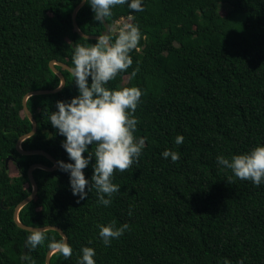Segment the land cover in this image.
Returning <instances> with one entry per match:
<instances>
[{
    "label": "trees",
    "instance_id": "obj_1",
    "mask_svg": "<svg viewBox=\"0 0 264 264\" xmlns=\"http://www.w3.org/2000/svg\"><path fill=\"white\" fill-rule=\"evenodd\" d=\"M79 2L0 0V264H45L48 241L27 249L30 259L21 260L30 232L17 225L13 213L32 191L29 166L53 164L42 154H21L16 142L32 128L24 95L60 83L49 61L72 67L74 45L96 42L73 27ZM142 2L143 11L117 6L107 20L112 27L132 15L142 34L130 53L133 64L106 85L143 92L134 113L139 120L134 136L145 139L138 162L114 173L112 182L120 191L107 207L97 203L95 189L78 201L68 173L58 166L36 167L37 193L18 218L30 226L57 225L67 235L72 256L52 254L51 264H77L84 246L95 250L96 264H224L225 259L264 264V184L237 179L216 161L218 155L230 159L264 145V0ZM76 21L84 33L99 35L104 29L87 3ZM137 66L139 72L129 80ZM55 67L68 83L55 93L27 98L37 130L21 147L71 162L62 147L65 138L48 117L57 100L68 101L78 90L69 70ZM177 135L184 137L180 145ZM165 149L178 152L179 160L163 158ZM94 162L83 170L89 180ZM113 220L130 230L106 246L97 226ZM46 235L49 241L60 239L54 229Z\"/></svg>",
    "mask_w": 264,
    "mask_h": 264
},
{
    "label": "clouds",
    "instance_id": "obj_2",
    "mask_svg": "<svg viewBox=\"0 0 264 264\" xmlns=\"http://www.w3.org/2000/svg\"><path fill=\"white\" fill-rule=\"evenodd\" d=\"M84 2L90 5L93 19L100 24H104L113 16V8L117 6L127 5L133 12L144 10L142 0ZM133 20L132 15L116 20L114 25L118 30L115 38L109 27L96 37V42L91 46L74 45L71 57L73 66L69 72L78 95L68 101L57 100L56 111L50 112L48 117L51 126L65 138L62 147L71 162L58 160L57 166L61 171L68 173L72 194L78 197V201L86 200L89 192L95 189L97 203L105 207L110 206L114 194L120 191V185L112 182L114 173H123L130 169L138 162L145 147V139H137L134 136L139 123L134 113L140 104L142 90L135 86L119 89L106 87L119 73L127 71L133 64L130 53L138 48L142 36L139 26L133 23ZM118 21L123 22L121 26L116 23ZM139 70L138 66L134 68L129 80L135 77ZM67 83L62 80L57 87H64ZM183 141L182 135L176 136L177 145ZM84 153H87V156L83 155ZM161 156L170 158L172 162L180 158L179 153L171 149H165ZM93 158L95 162L92 164L93 171L89 180L83 170ZM216 161L218 165L231 170L237 179L251 181L255 186L264 184V145H256L247 152L234 154L230 159L218 155ZM231 181L232 177H229V182ZM131 214L130 209L129 215ZM97 227L99 237L106 246L130 230L127 223L117 226L115 220ZM28 231L30 234L25 241L26 250H35L48 241L47 248L53 255L59 254L65 259L72 256L73 248L63 234L60 239L52 238L49 241L47 228L36 227ZM80 252L77 264H96V253L92 247L84 246ZM29 259L27 255L22 257L23 261ZM224 264L230 262L225 259ZM237 264H243V260Z\"/></svg>",
    "mask_w": 264,
    "mask_h": 264
},
{
    "label": "water",
    "instance_id": "obj_3",
    "mask_svg": "<svg viewBox=\"0 0 264 264\" xmlns=\"http://www.w3.org/2000/svg\"><path fill=\"white\" fill-rule=\"evenodd\" d=\"M85 4L84 0H80V2L75 6V8L73 9V12H72V23H73V27L74 29L76 30V32L84 37V38H96L98 35H95V34H88V33H84L82 30H80V28L78 27V24H77V21H76V13L78 11V9L80 7H82L83 5ZM104 29L102 30V32L108 30V28L110 27V24L106 21L104 24ZM101 32V33H102ZM100 33V34H101ZM55 64L63 67V68H66L67 70H69L71 67L61 61H57L55 59H52L49 61V67L51 68V70L60 78V82L63 80L65 81V78L63 76V74L61 73L60 70H58L56 67H55ZM62 87H56V88H52V89H37V90H32V91H29L28 93H26L23 97V100H22V105H23V109H24V112L26 114V116L29 118V120L31 121L32 123V128L29 132L21 135L18 139H17V142H16V148L17 150L21 153V154H42L44 156H46L51 162H52V166H48V165H45L43 163H34V164H31L28 168V171H27V175H28V178H29V181L32 185V191L31 193L26 196L23 200H21L14 208V213H13V217H14V220L15 222L17 223V225L23 229H31V228H47V229H54V230H57L59 232V234H63L66 238H67V235L63 232V230L57 226V225H44V226H30V225H26L24 223H22L19 218H18V212L20 210V208L25 205L27 202H29L31 199H33L37 193V183H36V180L33 176V169L38 167V168H43L45 170H53L55 168H57V160L52 156L50 155L47 151L43 150V149H23L21 147V142L27 138V137H30L32 136L36 130H37V121L35 120V118L33 117L32 113L30 112L29 108L27 107V98L31 95H35V94H48V93H55L57 91H59ZM10 159V157H7L6 160H5V164L7 166V163H8V160ZM2 201H3V198L1 199V206L2 205ZM4 207V206H3ZM27 239V236L25 237V239L23 240V244H22V253H21V260H22V257L24 255H26V248H25V241ZM52 253L50 252V250H48L47 254H46V258H45V264H51L50 263V257H51ZM23 261V260H22Z\"/></svg>",
    "mask_w": 264,
    "mask_h": 264
},
{
    "label": "rangeland",
    "instance_id": "obj_4",
    "mask_svg": "<svg viewBox=\"0 0 264 264\" xmlns=\"http://www.w3.org/2000/svg\"><path fill=\"white\" fill-rule=\"evenodd\" d=\"M224 11H225V10H224ZM110 27H111V26H110ZM116 27H117V26H115V25L111 27V29H112V32H116V31H117V28H116ZM9 165H10V166H12V165H11V163H9ZM12 170H14V168H13V167H11V168H10V171H12ZM11 173H12V174H14V172H13V171H12Z\"/></svg>",
    "mask_w": 264,
    "mask_h": 264
},
{
    "label": "bare ground",
    "instance_id": "obj_5",
    "mask_svg": "<svg viewBox=\"0 0 264 264\" xmlns=\"http://www.w3.org/2000/svg\"><path fill=\"white\" fill-rule=\"evenodd\" d=\"M123 22H119V25L121 26Z\"/></svg>",
    "mask_w": 264,
    "mask_h": 264
},
{
    "label": "built area",
    "instance_id": "obj_6",
    "mask_svg": "<svg viewBox=\"0 0 264 264\" xmlns=\"http://www.w3.org/2000/svg\"><path fill=\"white\" fill-rule=\"evenodd\" d=\"M117 24H119V21L118 22H116ZM118 30V29H117Z\"/></svg>",
    "mask_w": 264,
    "mask_h": 264
}]
</instances>
